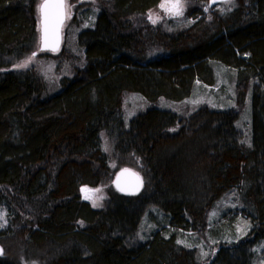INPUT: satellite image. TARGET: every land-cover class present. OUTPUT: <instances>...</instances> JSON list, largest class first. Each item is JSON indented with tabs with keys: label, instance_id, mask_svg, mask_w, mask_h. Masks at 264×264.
Segmentation results:
<instances>
[{
	"label": "trees",
	"instance_id": "16d2710c",
	"mask_svg": "<svg viewBox=\"0 0 264 264\" xmlns=\"http://www.w3.org/2000/svg\"><path fill=\"white\" fill-rule=\"evenodd\" d=\"M159 1L87 9L92 21L75 38L82 63L48 92L31 70H2L34 50L38 0H0V264H251L264 238V0L207 9L191 0L195 22L169 30L144 20ZM213 60L237 70L233 107L185 115L152 106L123 118V93L182 99L196 79L212 84ZM249 87L248 135L236 123ZM123 166L139 170L137 194L109 189L100 209L81 197L80 186ZM231 193L251 237L203 259L177 244L176 230L204 232L209 210ZM150 207L154 229L140 238Z\"/></svg>",
	"mask_w": 264,
	"mask_h": 264
},
{
	"label": "rangeland",
	"instance_id": "374dc122",
	"mask_svg": "<svg viewBox=\"0 0 264 264\" xmlns=\"http://www.w3.org/2000/svg\"><path fill=\"white\" fill-rule=\"evenodd\" d=\"M39 1L35 4L37 23ZM162 3L179 4L181 7L168 12L161 7ZM233 3L234 1L230 0L228 5L231 6ZM65 4L67 7L65 8V20L61 27L62 39L59 48L54 51L39 50L38 42H36L33 50L36 51L35 56H33V51H30L23 59L2 68V70H31L40 75L45 81L48 92L58 87L61 76H70L74 73V67L80 65L83 60L82 50L75 41L76 33L80 28L90 25L92 15L87 12V9L89 12L95 11L98 6V0H65ZM191 5V0H160L155 7L147 10L143 17L150 25L164 30L177 26H187L192 21L195 22L192 17L187 15V12L191 10ZM221 7L224 8V1L216 5V8ZM29 58H31L30 61ZM25 61H29L26 67H18ZM211 67L213 74L212 84L196 79L189 95L182 99L160 96L156 101H149L137 91L123 93L120 98L123 118L128 120L138 112L152 106L185 115L202 105L221 110L233 107L237 70L217 60L211 61ZM250 100L251 87L247 91L243 108L236 123L242 133H247L248 135L251 127ZM123 167L132 168L140 173L137 167ZM82 186L90 188L88 192L84 191V194H87L85 200L92 207L99 209L105 206L109 189L114 190L112 176L97 185L84 184ZM240 206L234 194L223 195L209 210L204 232L176 230L177 244L195 250V254L203 259L211 256L220 244L235 243L244 237L250 236L252 225L249 219L243 216ZM150 212L152 213L151 215H149ZM155 212L154 207H150L148 213L142 217L141 227L137 231L140 238L146 237L154 229L152 220ZM7 224V208L1 203L0 225L2 226H0V230L4 229ZM0 246L2 248L1 244ZM250 249L252 252L251 264H264V238L256 239Z\"/></svg>",
	"mask_w": 264,
	"mask_h": 264
},
{
	"label": "water",
	"instance_id": "95a60500",
	"mask_svg": "<svg viewBox=\"0 0 264 264\" xmlns=\"http://www.w3.org/2000/svg\"><path fill=\"white\" fill-rule=\"evenodd\" d=\"M221 1H225V0H208V3L205 5L204 8L207 9ZM41 3H42V0H40L38 6ZM64 3H65V0H64ZM64 20H65V10H64L63 20L59 25L58 39H54L47 46H44L41 41V24H40V14H39V20H38V24H39L38 48L39 50H50V51L53 50L54 51L59 48L61 44V39H62L61 27H62ZM33 53H36V51H34ZM112 185H113V188L117 192H120L122 194L134 195V194H137L141 190L142 185H143V180L140 174L136 170L129 168V167H122L114 173L112 177ZM89 190L90 188L82 186L80 188L81 196L86 198L87 194H84V191L88 192ZM1 252H2V248L0 246V254Z\"/></svg>",
	"mask_w": 264,
	"mask_h": 264
},
{
	"label": "snow or ice",
	"instance_id": "6c2138e0",
	"mask_svg": "<svg viewBox=\"0 0 264 264\" xmlns=\"http://www.w3.org/2000/svg\"><path fill=\"white\" fill-rule=\"evenodd\" d=\"M66 7L67 5L64 3V0H42V3L38 6L41 41L44 46H47L52 40L58 39L59 25L63 20ZM161 7L165 11L171 12L172 10L179 9L181 6L179 4L162 3ZM33 56H35V53H33ZM29 61H25L18 65V67H26Z\"/></svg>",
	"mask_w": 264,
	"mask_h": 264
}]
</instances>
